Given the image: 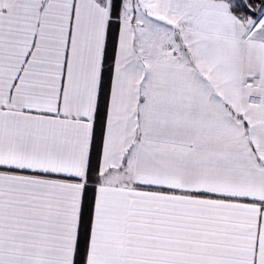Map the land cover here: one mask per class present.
Here are the masks:
<instances>
[{"label":"snow or ice","instance_id":"obj_1","mask_svg":"<svg viewBox=\"0 0 264 264\" xmlns=\"http://www.w3.org/2000/svg\"><path fill=\"white\" fill-rule=\"evenodd\" d=\"M0 264H264V0H0Z\"/></svg>","mask_w":264,"mask_h":264}]
</instances>
